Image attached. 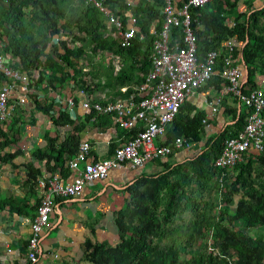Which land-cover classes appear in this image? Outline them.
Wrapping results in <instances>:
<instances>
[{"label": "trees", "instance_id": "1", "mask_svg": "<svg viewBox=\"0 0 264 264\" xmlns=\"http://www.w3.org/2000/svg\"><path fill=\"white\" fill-rule=\"evenodd\" d=\"M238 1L211 0L203 6L190 7V27L196 35L197 59H203L209 50H216L217 56L213 66L216 71L221 69L227 54L226 48L220 43L229 37H235L242 43L238 51H233V56L240 54L239 60L246 68V81L241 87V91L245 93L255 86L256 73L264 75V22L260 21L261 17L264 18V3L261 8L253 9L251 0H241L245 10L238 11ZM103 3L120 16L124 10L128 8L131 10L136 19L138 32L129 46L120 47L115 38L109 34L104 35L102 32L105 29L104 15L84 0H0V35L6 37L4 50L12 57L11 66L21 71H28L38 65L47 67L49 73L45 76L42 72L36 81L38 85L42 80L46 81L47 86L41 88L44 91H47V87L50 86L54 88L53 82L66 78L74 81L77 90L86 92L88 95L99 88L117 86L113 97H125L135 85L143 81L145 73L150 68L149 55L155 37L150 32V28L153 23L155 32L161 29L162 17L159 12L161 0H137L134 6L127 5L125 0H103ZM116 8H119V11H115ZM226 17L233 18V26L229 27L225 24ZM121 18L124 23L125 18L123 16ZM60 20H63V23L60 24ZM197 24H200L202 29L196 28ZM60 30L66 34L73 32L70 38L72 41H79L80 45L70 47L68 41L59 40L58 47L61 48V52L57 51L56 44H51L45 51L50 37ZM180 35L179 27H170L168 44L171 48L175 41L180 39ZM88 45H91L92 52L107 51L121 58L119 68L113 73L111 71L104 73L102 81L85 83L75 77L77 73H80L79 69H74L75 60L85 55V47ZM60 66L72 68L73 71L71 74L60 71L58 73ZM221 83L226 85L227 81L216 73L197 89L205 90L208 86L219 89ZM121 86H127L125 92L119 91ZM34 108L47 115L54 125L70 126V132L65 134L59 144L56 143L55 136L45 133V145L33 146L30 149V154L34 158L44 160L46 170L52 172L59 169L62 175L66 176L68 169L64 167L65 160L75 152L78 142L77 132L82 130L85 122L90 121L93 112L85 114L82 120H75L64 110H59L57 115L51 114L50 111L53 109L51 101L42 104L34 100ZM16 113H18L17 110ZM227 113L232 122L224 125L219 132L209 135L201 151L199 149L190 161L194 174L200 178L208 179L215 172L217 175L220 173L218 169L211 166V161L219 153L222 139L235 136L243 128L245 112L241 108L239 111L235 107L228 108ZM204 116L203 110L197 109L189 100H184L174 119L166 127L165 140L162 144H169L177 137L183 138L185 144L198 143L204 133L202 121ZM11 119L7 130L0 127V147L12 142L15 135L22 130L21 116L14 115ZM99 119L100 117L96 116L93 122L97 123ZM122 132L127 136L134 131ZM115 147L114 141L108 143L107 156L112 154ZM20 153V149L3 153L0 155V162H10ZM255 160L264 163V151L255 156ZM252 161V158H248L245 162L236 163L232 169V174L234 173L232 183L241 181L242 186L246 185V187L236 201L231 214L227 213V207L223 209V212L227 213L228 224L220 221L214 224L213 221L203 217L206 225L201 228L200 239L204 242L202 251L196 255L198 251L195 253V248L187 244L183 251L187 256L185 264H232L226 258L230 252H234L237 256L236 264H262L264 238H253L243 229L229 228V223L234 222H240L246 228L264 224V195L249 190L252 182L249 179ZM155 162L161 166L156 174H139L126 187L129 198L114 215L119 242L109 247L103 244L91 245L88 240H85L87 250L92 249L86 251L84 256L92 264H183L178 258L175 242L174 244L160 242V237L165 235L161 226L172 222L175 214L183 207L181 201L186 197L184 185L188 176L179 175L171 178V174L178 170L177 165L171 167L167 159L163 162L155 159ZM24 167L23 184L33 189L36 186V175L39 174V169L31 162L24 164ZM235 190L232 188V191ZM5 202L9 203L10 209L18 214L20 205L25 206L24 203L12 199H7ZM36 205H33L31 210H35ZM199 231L198 229L197 232ZM206 238L211 240L207 247L205 242L208 239L205 241ZM26 245L27 241L25 248Z\"/></svg>", "mask_w": 264, "mask_h": 264}, {"label": "built area", "instance_id": "2", "mask_svg": "<svg viewBox=\"0 0 264 264\" xmlns=\"http://www.w3.org/2000/svg\"><path fill=\"white\" fill-rule=\"evenodd\" d=\"M93 6L105 17V29L116 39L120 47H127L138 32L136 19L128 8L121 16L103 3V0H84ZM211 0H161L160 14L162 17L161 29L155 32L154 25L150 32L155 36L149 55L150 68L144 75L143 81L135 85L125 97L116 96L114 99L85 96L80 101L83 114L93 112L90 121L96 116L110 119L114 128L130 133L114 148L109 156L93 158L90 154L91 145L88 140L80 139L75 152L64 163L68 174L63 176L59 169L48 172L36 178L39 189L38 203L29 223L25 260L23 264H38L40 255V236L43 227L54 211V198H71L79 196L87 183L102 181L112 169H128L135 171L155 159L162 160L174 151L189 147L195 143L185 144L181 137L175 138L169 144H162L165 140V130L174 119L181 103L188 100L193 92L211 78L213 74L227 81L225 92H230L237 99L238 108L245 112L242 130L235 136L222 139L219 153L211 161V166L220 171L218 180L232 171L238 162H245L248 158L264 151V75H254L255 86L245 93L241 91L246 81L245 65L239 60L240 54L233 56L242 43L235 37H229L220 45L226 48V56L219 71L213 69L216 61V50H209L203 59L196 57V35L190 27V7H200ZM125 3L131 6L130 2ZM115 11H119L116 8ZM227 26H233L234 20L226 17ZM170 27H179L180 39L176 40L171 48L168 44ZM59 40H66V35L60 30L53 34L45 48L57 44ZM6 37L0 35V127L5 130L8 120L20 109L34 108V100L42 104L49 101L53 104L51 114L57 115L59 110L70 113L76 104L69 88H50L47 93L40 89L46 87V81L38 85L39 75L49 73L47 67L38 65L26 70H18L11 66L12 57L4 50ZM78 46L79 41L68 43V46ZM113 56L110 52H105ZM43 58H41L42 60ZM119 62V61H118ZM114 63L115 70L119 68ZM127 86L119 87L125 92ZM36 95L32 100L29 95ZM218 97L215 101L217 105ZM19 107V109L17 108ZM237 109V111H239ZM212 111L215 110L213 106ZM204 122V119L202 120ZM210 239H208L209 241ZM211 242V240H210Z\"/></svg>", "mask_w": 264, "mask_h": 264}, {"label": "crops", "instance_id": "3", "mask_svg": "<svg viewBox=\"0 0 264 264\" xmlns=\"http://www.w3.org/2000/svg\"><path fill=\"white\" fill-rule=\"evenodd\" d=\"M134 6L137 0H125ZM237 10L240 11L239 5ZM154 24H151V27ZM196 28L202 29L200 24ZM95 93V92H94ZM90 94L93 97H104L101 92ZM78 103L69 113L73 119H83V109L80 101L84 100L85 95L76 91ZM37 97V96H36ZM220 101L215 105L216 99ZM115 97L109 98L114 99ZM197 109L205 112L203 136L198 143L201 147L205 139L212 133L219 132L224 125L231 123L227 113L228 108H238L237 102L230 92H225V84L221 83L220 88L208 86L205 90L196 89L188 99ZM24 107L20 115L24 121L21 125V132L15 135L12 142H8L0 147V155L11 153L20 149L21 153L16 155L10 162H0V264H23L25 260V244L29 236V223L35 210H31L36 205L39 196V189L34 186L29 189L23 184L25 178L24 164L31 162L39 169V174L46 175L48 170L44 167V160H38L30 154L33 146L43 147L45 145L44 134L56 137L59 144L70 126L54 125L50 118L35 108ZM215 107L212 111L211 108ZM243 110V109H242ZM13 115V116H14ZM12 116V117H13ZM11 117V118H12ZM8 120L5 130L8 129ZM28 120V121H27ZM78 140H88L91 149L90 154L93 158H102L108 154V143L114 141L116 146L124 139V133L119 128L111 125L108 116L100 117L99 122H85L82 130L77 132ZM191 149L189 147L176 150L172 155L160 160L167 161L171 167L186 159ZM161 166L154 162H149L142 168L135 171L128 169H112L102 181L98 189L90 188L88 183L83 192L77 197L62 198L58 197L54 202V211L49 217L47 224L43 227L40 236V255L38 264H92L84 255L87 250L85 240L91 245H108L113 247L119 242L117 228L114 224V215L128 200L126 187L130 185L139 174H156ZM12 199L22 202L20 213L10 209V204L5 202Z\"/></svg>", "mask_w": 264, "mask_h": 264}, {"label": "rangeland", "instance_id": "4", "mask_svg": "<svg viewBox=\"0 0 264 264\" xmlns=\"http://www.w3.org/2000/svg\"><path fill=\"white\" fill-rule=\"evenodd\" d=\"M251 3V8H261L264 0H251ZM238 5L240 7V11L245 10V6L243 5L241 0L237 2V6ZM260 21L264 22V18L261 17ZM59 23H63V20H60ZM108 32V29H104V33ZM63 33L66 35V41H68L69 43L73 42L72 38H70L73 32L70 31L68 32V34H66L65 32ZM58 45L59 44L57 43L56 49L58 52H61V48L58 47ZM90 46L91 45L85 47V55H82L75 60L74 69H79L80 71V73H77L75 77L78 80H83L85 83L102 81L104 79V73H109L110 71L113 73L116 71V67L114 66L115 62L119 61V65L121 63V58L119 56V59L117 61L116 58L110 57V55L108 53H105V51H90ZM59 71L71 74L73 70L72 68L66 66H60V69L57 70V72L59 73ZM53 83L55 85L54 88H69V92L73 96L74 100H77L75 93L76 91L80 90L76 89L73 80L62 78V80ZM50 88H53V86H50ZM117 88V86L101 89L99 88L95 91V93L101 92L104 94V97H107V99H109L110 97H113L115 95V91ZM40 90L42 92H45V94L47 93V91H44L42 89ZM80 92L85 96H92L88 95L86 92ZM29 98L34 100L36 99V95H29ZM189 149L191 150L189 154L186 155V159L176 164L178 170L171 174V178H176L179 175L188 176V180H186L185 182L186 185H184L186 197L181 201L183 207L175 214L172 222L161 226L164 229L163 233H165V235L160 237V242H173V244L175 242L174 245H176L178 251V258L183 262V264H185L187 258L186 254H184L183 252L187 244H190V247L193 246V248H195V253L198 251L196 255H198L200 251H202L204 242H202V240L200 239V236H202L201 228L206 225V223L203 221V217H206L209 221H213L214 224L218 221L228 224L226 214H231V212L234 210L236 201L243 194V191L246 187V185L242 186L241 181H238L237 183L234 182V184L232 183L234 181V173L232 174V171H230V173L223 177L220 181L218 180L219 174L217 175V172L212 174L208 179L198 177L194 174V171L190 166V161L195 156V154L198 153L200 149V143L190 145ZM249 179L252 180L249 186V190L256 191L257 194L264 195V163L257 162L255 159H253L250 166ZM88 186L90 188L98 189L101 187V184L99 182L95 184L88 183ZM232 188H235L236 190L232 191ZM225 207L228 208L227 213L223 212V209ZM160 217V214H158V218ZM128 219L129 218H127V220ZM160 223L162 224V222ZM229 228L243 229V231H245L253 238H264V224H256L246 228L241 225L240 222H234L229 223ZM198 229L200 230L199 232H197ZM207 239L209 238H206L205 241ZM205 243L207 247V245H209L208 243H210V240L206 241ZM236 257L237 256L234 252H230L228 256H226V258L232 264H236ZM262 264H264V260L262 261Z\"/></svg>", "mask_w": 264, "mask_h": 264}, {"label": "water", "instance_id": "5", "mask_svg": "<svg viewBox=\"0 0 264 264\" xmlns=\"http://www.w3.org/2000/svg\"><path fill=\"white\" fill-rule=\"evenodd\" d=\"M245 76H247V72H246V70H245Z\"/></svg>", "mask_w": 264, "mask_h": 264}]
</instances>
